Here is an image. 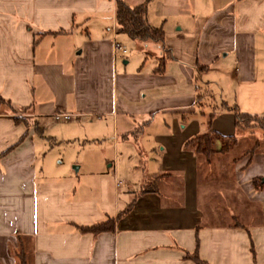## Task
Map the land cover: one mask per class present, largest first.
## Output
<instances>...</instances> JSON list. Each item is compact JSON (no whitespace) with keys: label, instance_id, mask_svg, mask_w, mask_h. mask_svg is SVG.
Here are the masks:
<instances>
[{"label":"crops","instance_id":"1","mask_svg":"<svg viewBox=\"0 0 264 264\" xmlns=\"http://www.w3.org/2000/svg\"><path fill=\"white\" fill-rule=\"evenodd\" d=\"M114 1L0 0V264L18 263L17 239L25 264H193V251L264 264L262 135L233 124L234 112L264 115V0H148L163 48L117 33ZM112 42L138 49L122 58ZM60 113L109 123L111 159L89 149L83 169L95 187L74 184L80 166L36 170V133ZM208 114L236 143L199 164L182 146ZM106 219L110 230H77Z\"/></svg>","mask_w":264,"mask_h":264},{"label":"rangeland","instance_id":"2","mask_svg":"<svg viewBox=\"0 0 264 264\" xmlns=\"http://www.w3.org/2000/svg\"><path fill=\"white\" fill-rule=\"evenodd\" d=\"M135 45H139V42L136 41ZM123 47L126 50V53L122 55V58L131 57L138 49L137 46L136 49H133L130 45H124ZM144 50L146 54H150L148 53V48H145ZM239 130H241L243 133L247 132L249 134V137L247 139V141L249 142L250 140H254L256 134L261 133L260 129L254 127H243L239 128ZM36 135L37 137H39V143L42 149V153L39 154L35 161L37 172L40 173L39 169L45 168L50 171L51 175H62L64 174V170L70 172L69 169H71V167L80 166V170L78 172H72L71 177L74 184L80 185L81 188L85 186V184L89 185L90 188L95 187L96 184L95 177H88L83 174V169L87 164L86 160L89 155V149H98L99 152H102L103 154H105V156H107L108 161L111 159L109 153L111 134L108 122L100 121L98 123H87L80 126L68 125L64 122H51L48 120L47 130L43 132L38 131ZM241 148L242 145L234 148L233 153L239 152ZM99 166L100 168L103 167V165ZM209 176L213 182L215 179L218 180V178H216L211 171ZM198 184V202L201 209V202H203V199L205 197V183L202 176L199 177ZM113 187L114 183L110 180V190H112ZM214 202H218L217 196H214ZM218 203L219 207L224 210L225 205L221 202Z\"/></svg>","mask_w":264,"mask_h":264},{"label":"trees","instance_id":"3","mask_svg":"<svg viewBox=\"0 0 264 264\" xmlns=\"http://www.w3.org/2000/svg\"><path fill=\"white\" fill-rule=\"evenodd\" d=\"M148 0H143L141 3L129 7L120 0L114 1V23L116 32L126 35L131 40L139 42L150 41L157 43L162 47L163 36L162 32L158 28L149 27L144 20L145 4ZM164 50V49H163ZM165 51V50H164ZM163 59L159 60L157 69H160ZM0 105L7 106V103L0 99ZM212 114L205 116L204 132L193 136L184 142L182 148L190 151L198 160L199 164H207L209 159L214 154H224L232 149L236 143L233 136L222 137L217 135L210 129V120ZM233 124L236 129L239 128H258L262 134L261 140V152L264 157V115H248L243 113H233ZM218 142L219 148L216 151L214 149V143ZM257 143L249 149L248 152H252L257 148ZM112 228V219H106L101 223H96L91 226L77 227V230L81 233L96 234L98 232H104ZM18 243V263L25 264L24 261V246L17 239ZM184 259L191 261L193 264H206L201 261L193 251L192 253L184 254Z\"/></svg>","mask_w":264,"mask_h":264},{"label":"built area","instance_id":"4","mask_svg":"<svg viewBox=\"0 0 264 264\" xmlns=\"http://www.w3.org/2000/svg\"><path fill=\"white\" fill-rule=\"evenodd\" d=\"M111 50H112V54L114 55L115 54L124 55L126 53V50L115 42H112ZM68 119H69V115L64 113L52 115V120L56 122H64L67 121Z\"/></svg>","mask_w":264,"mask_h":264},{"label":"water","instance_id":"5","mask_svg":"<svg viewBox=\"0 0 264 264\" xmlns=\"http://www.w3.org/2000/svg\"><path fill=\"white\" fill-rule=\"evenodd\" d=\"M76 168L74 167V170H75ZM261 182H264V179H261Z\"/></svg>","mask_w":264,"mask_h":264}]
</instances>
